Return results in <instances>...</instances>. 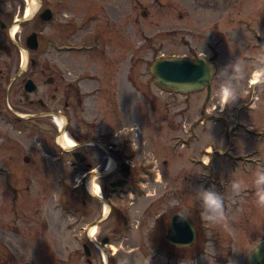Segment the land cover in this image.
<instances>
[{"label": "rangeland", "instance_id": "1", "mask_svg": "<svg viewBox=\"0 0 264 264\" xmlns=\"http://www.w3.org/2000/svg\"><path fill=\"white\" fill-rule=\"evenodd\" d=\"M17 1L19 6L23 2ZM25 1L15 14L5 5L11 21L18 19L10 22L11 28H16L9 36L10 80L19 70H27L26 56L35 58L39 67L47 62L49 71L33 75L40 87L36 97L45 93L43 101L55 110L62 107L64 92H55L52 100L51 86L57 82L48 85L45 80L48 75L56 76L59 69L69 72L66 83H74L82 96L89 98L83 103L84 110L76 105L70 128L92 139L104 136L102 146L104 141L119 145L123 156L132 157L130 164L137 174L123 189L118 210L105 220L95 216L89 207H83L84 199L90 200V207L96 205L87 190L81 189L83 172L73 173L68 168L70 157L60 150L54 149L58 157L47 158L37 140H31L34 135L55 134L59 142L63 130L59 132L47 117L40 118L37 126L24 114L25 120L19 123L7 109L24 113L19 109L18 95L11 94L7 100L1 94L6 109L0 111V166L7 175L0 177V264H86L81 244L90 240L99 247L93 246L94 250H102L99 241L107 237L110 241L105 250L114 252L116 264H146L147 253L163 250L162 239L155 232L161 229L165 211L196 210L203 206L204 191L218 194L224 215L210 220L221 237L218 250L211 247L196 263L214 264L209 256L218 255L231 226L225 215L236 213L235 220L246 218L250 225L248 236L235 221L237 243L229 259L231 264H239L241 250L237 246L252 248L264 236V207L257 204L253 183L264 146L261 139L244 130L250 125L255 132L264 125L260 111L264 97L257 93L260 99L253 108L234 110L246 101L243 80L252 64L247 59L259 54L255 34L264 32V0H68L63 5L68 18L74 15L85 20L88 14L84 10L97 16L99 6H104V11L98 18H90L81 30L75 24L73 36H69L70 28L57 25L66 17L43 26L37 51L23 45L37 24L36 11L29 18L25 16L30 4ZM182 56L213 60L216 71L209 98L205 90L179 94L155 82L149 68L157 58ZM230 70L236 78L234 84ZM258 72L255 70L250 80H256ZM18 83L19 79L11 87ZM229 83L234 98L224 103L221 89ZM224 108L226 114L221 115L219 110ZM224 116L227 124L236 119L239 127L225 126ZM65 135L72 140L68 131ZM227 144L231 146L229 156L243 154L245 160L221 156L216 146L224 149ZM24 156L30 162H24ZM36 166L43 170L38 172ZM101 180L91 177L86 184L88 191ZM77 184L80 187L69 191V185ZM234 184L240 187L234 188ZM55 195L57 209L51 212ZM70 205L78 210L72 218L68 216ZM94 218L95 228L87 238L80 226L88 227ZM176 264H184V260L178 259Z\"/></svg>", "mask_w": 264, "mask_h": 264}, {"label": "flooded vegetation", "instance_id": "2", "mask_svg": "<svg viewBox=\"0 0 264 264\" xmlns=\"http://www.w3.org/2000/svg\"><path fill=\"white\" fill-rule=\"evenodd\" d=\"M10 0H0V52L2 53V60H0V96L1 94H4L5 99H9L10 95H18V106H20V110L24 111L23 114H19L17 112H13L8 107L7 109L12 113L13 118L17 120L19 123L23 120H25V116L27 115L28 118L27 121L32 123L33 125H40L38 121L40 118H49L50 121L53 122V117L55 115H59L64 119V128L63 131L59 129V132L62 131V135L66 134L68 131L69 136L71 139L75 142L72 146V148L69 150H66L61 144L58 142V138L55 137V134L52 135H34L32 136L31 140L34 142L37 140L40 150L42 151L43 155L47 156V158L52 157H58L56 153H54V149L60 150L62 155H67L70 157V161H68V168L75 174L83 172L82 174V181L80 182L81 189H86L88 194L91 197L92 202H94L96 205L94 207H90V200L84 199L83 200V207H89L92 212H94L95 216H102V220H105L106 218H110L111 213H114L118 210V201H120V197L123 193V189L126 188L128 185L132 184V181L136 179V172H135V166L130 164V159L132 157L126 155H122L120 152L119 145L115 144L114 142L110 141H104L103 146L100 144L104 140V136L99 137V139H92L88 138L85 135L77 134L75 131L70 128L71 123L74 122V116H75V107L77 106H83V110L85 109V106L83 105L84 101L87 100L88 97L82 96V90L77 85L74 86V83H66V80L69 76V72H65L62 70H58L56 72V76L48 75V77L45 80V84L52 85L55 81L57 82V86L52 87L50 93L51 99H56V93L57 91L61 90L63 93V105L60 109L50 110V107L48 103H45L43 100H45L44 96L45 93L42 96L36 97V94L39 92L40 87L38 86V83L34 80L35 78L33 75L36 73H39L41 75L45 74L47 71L50 70L49 64L45 62V64H42L41 67H39V63L37 60L33 57H28L25 59V63L27 60L28 66L27 70H19L16 72L12 80L9 78L10 73V64H9V56H10V48H9V36H10V28L11 23L10 22H17L18 19H14L11 21V17H9L5 12V5H8L10 7V10L13 11L11 14H15V11H18L19 7H23L25 5V0L23 1L20 6L19 2L17 0H12V4L9 3ZM64 0H35L36 2V14H35V20H36V31H32L30 34L25 36L24 39V49L30 50L27 47V38L30 35H35V41L37 44V47L35 50L37 51L40 42L42 39V27L45 25H48L50 23H54L60 19H63L62 17H66L64 23H61V21H58L57 25L60 27H63L65 29L70 28L69 36H71L74 33L75 30V24H78V29L82 28L81 26H86L87 22L90 20H94L96 17L101 15L102 11H104V6H99L97 11V16H95V13H89L88 10H84L88 15L86 16L85 20L83 18H74V15L69 16V18L63 14V11L65 10V7L63 6ZM187 1V0H186ZM195 1L196 0H192ZM211 1L212 0H207ZM27 3V2H26ZM100 10V11H99ZM83 11V12H84ZM85 14V13H84ZM81 24V25H80ZM80 25V26H79ZM81 30V29H80ZM73 36V35H72ZM256 40L258 41V49L259 54L257 56H249L247 61L252 63L249 64V71L246 73V76L243 80L245 89L243 91V97L245 98V102H243L240 106H236L234 108L235 112H241L240 110H243L245 107L247 108H253V105L255 104V101L260 99L259 95H262L264 97V32H258L255 34ZM68 38V36H67ZM66 38V39H67ZM69 40V38L67 39ZM49 44L55 45L51 40H48ZM71 41V40H69ZM64 49H70L67 46H62ZM3 55L5 59L3 58ZM198 57H204V56H198ZM197 58V57H196ZM205 58V57H204ZM212 63L213 60L206 58ZM22 67V66H21ZM216 67V66H215ZM31 68V71L28 69ZM259 70L257 73L258 77L256 80L252 81L250 80V77L254 75L255 70ZM28 73V74H27ZM231 78L230 82L234 84L236 82V78L232 75L233 71L230 70ZM34 78V79H33ZM19 79V83L16 84L14 87H11L12 83ZM30 82L32 84L31 89H26L27 83ZM3 84H6L7 87H4ZM72 84V85H71ZM67 85V86H66ZM22 86V89H21ZM22 90L21 95H19V90ZM206 91L207 97L209 98L211 86L209 84V90L207 92L206 88H203L200 91ZM71 91H73L71 93ZM70 92V93H69ZM259 94L258 97H256V94ZM74 96V97H73ZM0 98V111L3 109H6V103H3V99ZM89 99V98H88ZM85 104V103H84ZM40 110L39 114H31V111L34 110ZM249 110V109H248ZM28 111V112H26ZM206 113H209L207 109H205ZM225 108L219 110V113L221 115L226 114ZM261 115L264 116V104L262 105ZM208 115H211L209 113ZM85 117V116H83ZM223 122L225 123V126H233L235 128L239 127V123L235 119V121L232 124H227V119L224 116ZM209 122L212 121V118L209 117ZM54 123V122H53ZM245 133L250 134L254 138L261 139L260 143L264 146V125L261 126V128L258 131H253L252 127L250 125H247L244 127ZM50 131H47V133ZM61 135V136H62ZM228 137V135L226 134ZM230 137V136H229ZM39 140V141H38ZM82 148V149H81ZM218 152L221 153V156L224 157H230V158H237L238 160L244 159L246 155H237V156H229L231 153V146L228 144L223 149L221 146H216ZM263 153V149H262ZM263 160L258 161L259 163V169L264 172V156H262ZM261 158V157H260ZM247 159V158H246ZM23 161L28 163L30 162L29 157L24 156ZM203 161V160H202ZM249 161V159H247ZM112 163V166L109 168V165ZM112 168V169H111ZM142 168V166H141ZM38 172L40 170H43V167L36 166L35 168ZM111 169V170H110ZM151 169V167H150ZM90 174V177H87V175ZM7 171L0 166V177L6 176ZM111 176L112 179L110 178ZM92 178H102L101 184H94L92 188V192L88 191V188H86V184L89 182V180ZM110 178V179H108ZM116 183L123 184L122 186L115 185ZM72 185V184H71ZM69 185V191H73L75 187H80L79 184L76 186ZM28 188V187H27ZM95 190L97 192H95ZM89 197V196H88ZM104 205H106L109 208V215L108 217L104 215L103 209ZM229 206V205H228ZM71 210L68 213V216L71 218L74 217L77 213V209L70 205ZM50 211L56 212V195L54 196V202L50 204ZM179 210V209H178ZM166 210L165 214H163V221L162 226L159 232H155L160 236L163 242V250H155L154 253L151 254V252L147 253V262L146 264H176V261L178 259L184 260V264H197L196 262L198 260H201L203 256L207 255V250H212L211 247L215 246L216 250H218V244L220 240V236L218 234H215L213 224H211V221L207 218L208 213H206L203 206H200L199 208H196V210H189L186 208H183L181 210ZM88 211V210H87ZM89 212V211H88ZM107 213V214H108ZM174 214L179 215H185L188 222L191 224L192 228L195 232V239L192 242L191 245L184 247L180 245L178 241H170L169 236L172 234L171 229V219ZM236 213L233 214H227L225 215V218L227 219V222L229 223V228L226 230V239L224 241L223 247H220V252L217 251L218 255H211L210 258L213 260L214 264H231V259L235 253L236 249V243L237 238L235 235V223L238 222L237 226L240 225L244 231H246L247 235H250V225L249 221L246 218L235 220ZM236 221V222H235ZM97 222V219L91 220V223L87 226H80L81 230L84 233V236L88 238L89 231L91 227L93 228L95 226V223ZM75 226L77 224H74ZM264 240V236L260 238V240H256L255 243L252 244V248H247L245 250V247L237 246L238 250H241L240 254L241 257L239 259V264H247V258L250 253V251L256 247L261 241ZM110 239L103 238L101 241H99V244L102 245L103 248H105V245L108 244ZM182 244V243H181ZM221 244V243H220ZM82 253L84 256V260L86 264H116L113 256L114 252H110V250H94L93 246L98 247L96 243L91 242L90 240L82 244ZM99 248V247H98ZM238 250L236 252H238ZM206 252V253H205ZM239 254V255H240ZM189 256V257H188ZM112 257V258H110ZM184 258V259H183ZM231 258V259H229ZM110 259H112L110 261Z\"/></svg>", "mask_w": 264, "mask_h": 264}, {"label": "water", "instance_id": "3", "mask_svg": "<svg viewBox=\"0 0 264 264\" xmlns=\"http://www.w3.org/2000/svg\"><path fill=\"white\" fill-rule=\"evenodd\" d=\"M35 40V35H30L27 38L28 49H36ZM149 71L160 87L174 92L189 93L201 90L205 86L209 90V84L215 74L216 67L204 57L193 59L172 57L157 58L151 64ZM31 88L32 84L28 82L26 89ZM115 185L122 186L123 184L116 183ZM170 226L172 229V234L169 236L170 241H178L184 247L192 244L195 232L185 215L174 214ZM247 264H264V240L249 253Z\"/></svg>", "mask_w": 264, "mask_h": 264}, {"label": "clouds", "instance_id": "4", "mask_svg": "<svg viewBox=\"0 0 264 264\" xmlns=\"http://www.w3.org/2000/svg\"><path fill=\"white\" fill-rule=\"evenodd\" d=\"M221 97L224 103H227L234 98V90L230 83L226 84L221 89ZM253 183L257 189V204L258 206L264 207V187H261L262 185H264V172L258 169L254 174ZM239 187V184H234V188ZM201 198L206 213H210V215H208L207 217L209 220L219 219L223 217V202L222 199L218 196V194L213 191H204L201 194Z\"/></svg>", "mask_w": 264, "mask_h": 264}, {"label": "bare ground", "instance_id": "5", "mask_svg": "<svg viewBox=\"0 0 264 264\" xmlns=\"http://www.w3.org/2000/svg\"><path fill=\"white\" fill-rule=\"evenodd\" d=\"M27 1H29L30 4H29V7L26 9L25 16L29 18L36 11V2L33 3V0H27ZM15 29H16L15 27L11 28V30H10L11 35H13L15 33V31H16ZM23 53L27 54L26 51H23ZM53 122L57 126L58 129L63 130V128H64V119L62 117H60L59 115H55L53 117ZM59 142L66 149H71L72 146H73L72 140H70L65 134L62 135V137H60ZM108 165H109V167H111L112 163H110ZM95 192H97V191L95 190ZM108 211H109V208L106 205H104V209H103L104 215H107ZM93 228H95V227H93ZM93 228L91 227L88 236H91V234L93 233ZM103 249H105V248L102 247V250Z\"/></svg>", "mask_w": 264, "mask_h": 264}, {"label": "snow or ice", "instance_id": "6", "mask_svg": "<svg viewBox=\"0 0 264 264\" xmlns=\"http://www.w3.org/2000/svg\"><path fill=\"white\" fill-rule=\"evenodd\" d=\"M33 3H35V0H33Z\"/></svg>", "mask_w": 264, "mask_h": 264}]
</instances>
